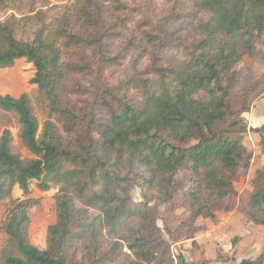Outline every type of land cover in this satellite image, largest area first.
I'll return each instance as SVG.
<instances>
[{
	"label": "trees",
	"instance_id": "trees-1",
	"mask_svg": "<svg viewBox=\"0 0 264 264\" xmlns=\"http://www.w3.org/2000/svg\"><path fill=\"white\" fill-rule=\"evenodd\" d=\"M27 1L0 0V11ZM22 20L0 21V67L32 63L30 82L52 119L39 132L26 94H0L33 155L13 153L2 132L0 201L10 203L0 264H165L162 230L188 239L198 220L215 217L211 206L240 180L243 135L264 126L242 116L264 94V75L238 68L258 56L264 0H68L49 29L29 31ZM259 144L264 152L261 134ZM33 181L43 191L58 186L44 246L28 233ZM252 183L248 217L264 225V167ZM15 187L26 198L12 199Z\"/></svg>",
	"mask_w": 264,
	"mask_h": 264
},
{
	"label": "rangeland",
	"instance_id": "rangeland-1",
	"mask_svg": "<svg viewBox=\"0 0 264 264\" xmlns=\"http://www.w3.org/2000/svg\"><path fill=\"white\" fill-rule=\"evenodd\" d=\"M68 0H33L18 6L0 11V21L15 16L23 18L22 23L26 29H49L55 23L62 10V4ZM254 45L258 56L251 58L245 56L238 64V68L248 67L256 78L264 75V36L254 38ZM32 63L25 58H18L13 65L0 67V94H9L18 97L26 94L29 98L31 110L39 124V132L43 123L52 119L48 100L38 89L36 84L30 82L34 75ZM120 74L117 73L115 77ZM234 104L237 109L242 108L240 88L234 91ZM242 116L252 128H261L264 125V94L255 99L248 111ZM8 129L11 133V151L18 154L24 161L33 155L22 145L18 132L17 117L0 109V136ZM243 143L247 148V156L240 169V180L235 183L229 197L223 204L214 203L211 209L215 215L212 219L202 220L195 225L193 235L188 239L171 240L162 230L158 238V248L168 249L170 256L165 264H191L192 261L208 260V264H240L254 262L264 250V225L254 223L248 217L249 199L253 189V179L256 170L264 167V152L259 141L260 132L249 130L243 135ZM58 186L52 185L48 190H40L35 181L30 184L28 197L34 202L28 206L30 224L28 233L30 241L38 246H44L47 227L55 222V196ZM135 201L140 199L139 191H132ZM11 198H26L21 190L15 187ZM10 199L0 201V226L3 222ZM157 209L161 211V206ZM181 211L175 212V217ZM161 228V220L157 221ZM172 224V222H171ZM7 237L0 229V250L3 248ZM156 264V263H153Z\"/></svg>",
	"mask_w": 264,
	"mask_h": 264
},
{
	"label": "water",
	"instance_id": "water-1",
	"mask_svg": "<svg viewBox=\"0 0 264 264\" xmlns=\"http://www.w3.org/2000/svg\"><path fill=\"white\" fill-rule=\"evenodd\" d=\"M260 134L264 138V126L261 128ZM258 207L264 210V189L257 196ZM264 261V250L262 254L253 262V264H261Z\"/></svg>",
	"mask_w": 264,
	"mask_h": 264
},
{
	"label": "crops",
	"instance_id": "crops-1",
	"mask_svg": "<svg viewBox=\"0 0 264 264\" xmlns=\"http://www.w3.org/2000/svg\"><path fill=\"white\" fill-rule=\"evenodd\" d=\"M200 220H198L197 222H199ZM209 263V262H208ZM208 263H206V264H208Z\"/></svg>",
	"mask_w": 264,
	"mask_h": 264
}]
</instances>
